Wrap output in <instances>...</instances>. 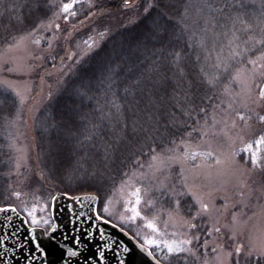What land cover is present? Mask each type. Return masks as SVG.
Returning a JSON list of instances; mask_svg holds the SVG:
<instances>
[{"label":"trees","instance_id":"16d2710c","mask_svg":"<svg viewBox=\"0 0 264 264\" xmlns=\"http://www.w3.org/2000/svg\"><path fill=\"white\" fill-rule=\"evenodd\" d=\"M158 2L138 0L124 9L103 1L107 13L96 27L103 24L97 33H105L104 40L38 114L37 158L57 194L106 201L154 155L198 138L225 110L236 71L249 68L247 61L264 47V0H162L145 12ZM56 11L53 0H0V52L49 23ZM190 84L196 85L195 104ZM20 110L16 95L0 84V207H17L11 128ZM92 174L101 177L100 193L85 179ZM181 212L194 214L190 198L181 199ZM238 264H264V257Z\"/></svg>","mask_w":264,"mask_h":264},{"label":"rangeland","instance_id":"374dc122","mask_svg":"<svg viewBox=\"0 0 264 264\" xmlns=\"http://www.w3.org/2000/svg\"><path fill=\"white\" fill-rule=\"evenodd\" d=\"M53 1L57 11L49 23L0 52V84L16 95L21 107L11 128L16 208L25 219L30 218L23 209L35 208L38 218H47L52 224L53 197L57 193L44 181L39 166L35 139L37 116L59 93L75 66L104 40L105 35L97 33L103 24L96 27L107 13L102 2H120L124 9H130L138 0H129L131 7H125L124 0H91L94 6L89 7L85 0L76 5L77 15L67 19L61 9L70 0ZM79 16L82 18L78 19ZM36 39L41 42L34 43ZM240 70L243 71L240 79H235V88L226 95L225 110L198 138L179 142L165 153L154 155L155 159L152 157L148 163L141 164L109 198L111 224L120 230L123 228L131 238L138 234L133 238L136 242H143L145 238L171 241L185 238L188 233L185 221L191 218L183 216L181 205L176 209L173 197L164 193L172 189L183 191L185 186L196 192L209 205V215L198 221L201 226L195 231L200 242L192 246L194 255L183 254L179 259L181 264H233L234 261L238 264L262 257L264 165H251L249 154L239 150L264 134V122L259 119L264 116V101L258 99L255 89L249 91L243 82L251 66ZM256 71L259 80L264 69L257 65ZM237 113L246 119L241 121ZM192 153L198 155L193 158ZM135 188L141 189L139 208L144 219L121 223V215H130L125 211L130 207L126 202L134 200L131 193ZM186 197L192 200L190 196L179 199ZM149 222L155 223L163 235L148 228ZM213 226L220 231H213ZM209 231L211 236L207 235ZM237 245L244 248L239 255L234 251ZM156 252L162 263L176 258H164V252ZM228 253H232L231 257Z\"/></svg>","mask_w":264,"mask_h":264},{"label":"snow or ice","instance_id":"6c2138e0","mask_svg":"<svg viewBox=\"0 0 264 264\" xmlns=\"http://www.w3.org/2000/svg\"><path fill=\"white\" fill-rule=\"evenodd\" d=\"M83 2H85V0H70V2L63 3L61 14L64 15L65 19H67L68 17H75L77 15V12L74 10L76 8V5L79 3H83ZM87 2L89 4V7L94 6L91 3V0H87ZM161 2L147 5L144 9L145 12H147L151 8L161 7ZM124 3H125V7L132 6L129 0H124ZM43 27L44 25L41 24L39 27L35 29V31H40V29ZM55 27L59 29L60 26L56 25ZM101 35L103 36L106 34L101 33ZM40 42L41 41L39 39H36L34 41V43L36 44H39ZM259 43L261 45H264V38H261ZM245 51L247 52L249 50L245 49ZM232 55L235 57H239L241 53L233 52ZM247 63L251 66V72L245 76V79L243 82L249 91H252L253 89H255L258 99L261 101H264V72H260L259 74L260 79L257 80V71H256L257 65H259L261 69H264V47L259 49V55H257L253 59H249ZM242 71L243 70H238L234 79H240ZM215 79L218 80L219 77H216ZM207 83L211 85L212 81H208ZM195 87H196L195 84H190L189 86V92L191 93L189 100H190V103H193V104H195V100L192 99V97L195 96V91H194ZM200 110L204 111L203 108H201ZM237 115L241 121L246 119L244 115H239V113H237ZM259 119L262 122H264V116H260ZM239 151L242 153L249 154V162L251 163V165L253 166L264 165V154H262L264 153V134L259 135L258 138L252 143H245L244 146ZM196 155L198 154L192 153L193 158H195ZM155 158L156 157H153V159ZM85 179L91 180L94 182V190L97 193H100L102 191V185L100 184L101 177L98 174H92L91 176H86ZM164 194L171 195L173 197V203L176 209H179L181 205V200L179 199V197L190 196L192 198L193 205L195 207V212L194 214L191 215V220L185 221L187 229H188V233L186 234L184 239L169 241V240H160L156 238H145L143 242L137 241V247L141 251H144L146 255L152 259L154 264H160V258L158 257L156 250H159L160 252H164L165 253L164 258L176 257L178 259H182L183 254H193L194 255V252L192 251V246L194 245V243L200 242V237L196 235V231H195V230H198V228L201 226L198 223V221H200L203 216L209 215V205L205 203L203 199L196 192L192 191L191 189H187L186 186H185V190L183 191L172 189L171 192L164 193ZM16 195L18 196L19 194L17 193ZM131 195L132 197H134V200H128L126 203L130 205V207H127L125 209V211L130 213V215H127V216L121 215L120 217L121 223L135 222L137 218L144 219V217H142L141 215V211L139 208L142 202L141 189L135 188V190L131 193ZM55 199L56 198L53 197V200ZM72 199H74L77 203H79L81 198L72 197ZM92 199L95 200V202L99 205L98 210L94 209V218L96 220L102 221L104 224L111 223L110 218L112 217V213L109 212V207L107 205L111 204L112 201L110 199L106 201H102L100 195L92 197ZM46 207L47 205H45V208ZM23 211H25L27 213V217L30 218V219H25L24 223L30 224L31 226H33L32 228L29 229V231L31 234V238L35 244V251L39 252L41 255L47 258L48 253L41 246L39 242L37 230H40L39 235H47L50 240L56 241V236L54 234L57 231V226L55 224H52L51 221L47 218H38L36 215L35 208H33L31 211H28L25 208L23 209ZM11 213H16L17 215H19L18 210L15 206L7 205V206L0 207V214H4L6 220H11V215H10ZM105 214H107L108 218H106ZM147 227L152 229L153 232L158 233L161 236L163 235V233L160 232V229L156 226L155 223L149 222L147 224ZM121 231H123V228H121ZM213 231L219 232L220 229L213 226ZM100 234L103 235V232L101 231ZM137 235L138 234H134L133 238H135V236ZM207 235L211 236L212 232L209 231ZM189 236L191 238H188ZM80 243H81L80 240L76 239L74 246L72 248L67 249V255L70 257H79L81 253L75 249L77 246L80 245ZM213 250L215 251L216 249L214 248ZM122 251L128 256H130L133 252V250L126 245H122ZM234 251L237 255H239L244 251V248L242 245H237ZM250 254L251 253H249V255ZM113 255H117V253L113 251ZM231 255L232 253L227 254V256L229 257H231ZM260 255L264 257V249H262ZM94 258L96 259L97 264H104V262L107 259L103 251L97 252ZM65 264H67V262H65ZM119 264H127V257L120 259Z\"/></svg>","mask_w":264,"mask_h":264},{"label":"water","instance_id":"95a60500","mask_svg":"<svg viewBox=\"0 0 264 264\" xmlns=\"http://www.w3.org/2000/svg\"><path fill=\"white\" fill-rule=\"evenodd\" d=\"M78 197L81 198L79 203L67 195H56L52 209L57 226L56 241L47 235H39L40 230H37L39 242L48 253L47 258L35 251L29 231L32 227L24 223L25 218L19 212V215L11 213V220L0 214V264H97L94 256L99 251L107 257L104 264H119V260L125 257L127 264H154L124 231L94 218V209L98 205L92 199L95 195ZM76 239L81 243L75 250L81 255L70 257L67 249L74 246ZM122 245L133 250L130 256L123 253ZM113 251L117 255H113Z\"/></svg>","mask_w":264,"mask_h":264}]
</instances>
